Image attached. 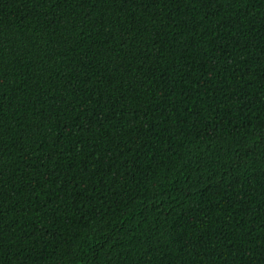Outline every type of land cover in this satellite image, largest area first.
I'll use <instances>...</instances> for the list:
<instances>
[{
    "label": "trees",
    "instance_id": "16d2710c",
    "mask_svg": "<svg viewBox=\"0 0 264 264\" xmlns=\"http://www.w3.org/2000/svg\"><path fill=\"white\" fill-rule=\"evenodd\" d=\"M0 264H264V0H0Z\"/></svg>",
    "mask_w": 264,
    "mask_h": 264
}]
</instances>
